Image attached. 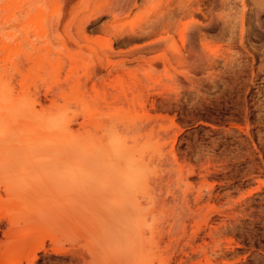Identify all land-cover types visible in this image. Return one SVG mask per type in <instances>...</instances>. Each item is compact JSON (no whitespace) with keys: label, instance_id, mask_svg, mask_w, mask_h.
<instances>
[{"label":"rangeland","instance_id":"obj_1","mask_svg":"<svg viewBox=\"0 0 264 264\" xmlns=\"http://www.w3.org/2000/svg\"><path fill=\"white\" fill-rule=\"evenodd\" d=\"M0 104V119L16 117L0 134V256L32 226L40 264H64L74 252L52 249L46 214L107 192L83 167L130 156L167 209L155 264H264V0H0ZM59 110L60 150L8 139ZM138 130L162 150H94ZM8 213L22 219L6 238Z\"/></svg>","mask_w":264,"mask_h":264},{"label":"bare ground","instance_id":"obj_2","mask_svg":"<svg viewBox=\"0 0 264 264\" xmlns=\"http://www.w3.org/2000/svg\"><path fill=\"white\" fill-rule=\"evenodd\" d=\"M109 114L130 122L149 116L146 112L131 115L122 108H114ZM35 120L41 123V129H37L35 124H32L26 135L15 132L8 139H21L26 144L25 150H35L37 147H44V150H60L49 146L52 141L60 142V110L46 116H39ZM15 122V114L11 118L0 119V134H4L9 129L12 130ZM8 150H12L10 146ZM94 150H162V148L152 137L151 131L138 130L130 144L125 137L122 142L120 136L111 135L104 143L96 144ZM64 168L69 170L70 166L65 165ZM83 170H90L95 178L103 174L107 176V181H105L106 178L96 182L99 188H107V192L74 202L72 207L62 214L60 211L46 214L55 228L52 249L65 257L67 252H74V255L70 259L63 260V263L155 264L157 260H160L162 253L157 225L159 217L165 216L167 209L159 208L156 195L148 192L146 186L140 185L144 175L152 171V168L141 160L126 156L120 163L105 168L102 172L96 162L93 168L83 167ZM183 171L184 168L181 167L182 179ZM45 172L60 175V165L53 170L45 169ZM35 210L36 218L42 219L44 213L39 208ZM30 215L32 214L27 216ZM7 216L10 218L11 226L4 232V237H14L21 228L19 221L22 218L16 217L13 213H8ZM60 218L70 229L66 234H60ZM38 230V227L26 226L21 233V246L12 247L2 254L0 264L22 262L40 264L41 253L46 246L37 237ZM0 241L3 242L4 239ZM199 248L203 249L204 246Z\"/></svg>","mask_w":264,"mask_h":264}]
</instances>
